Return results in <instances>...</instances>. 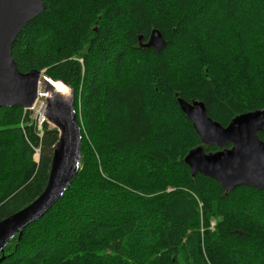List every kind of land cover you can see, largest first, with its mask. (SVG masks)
I'll list each match as a JSON object with an SVG mask.
<instances>
[{"label": "trees", "instance_id": "16d2710c", "mask_svg": "<svg viewBox=\"0 0 264 264\" xmlns=\"http://www.w3.org/2000/svg\"><path fill=\"white\" fill-rule=\"evenodd\" d=\"M43 4L11 56L73 89L81 169L0 264H264V191L192 177L189 151L219 149L177 102L203 103L223 127L264 108V0ZM152 30L158 52L139 47ZM58 137L48 122L39 136L28 110L0 108V222L43 192Z\"/></svg>", "mask_w": 264, "mask_h": 264}, {"label": "water", "instance_id": "95a60500", "mask_svg": "<svg viewBox=\"0 0 264 264\" xmlns=\"http://www.w3.org/2000/svg\"><path fill=\"white\" fill-rule=\"evenodd\" d=\"M43 12V0H0V108L29 109L38 97L44 98L46 119L59 133L43 192L31 204L0 222V253L14 236L20 238L23 229L38 221L62 198L81 169V130L73 108V89L42 72H19L11 56V45L17 35ZM138 40L142 49L158 52L164 46L158 30H152L146 42ZM40 83L44 85L43 92H38ZM177 102L201 144L219 149L207 153L200 146L189 151L184 163L192 177L203 175L227 191L241 186L264 191V142L258 138V133H264V108L241 114L223 127L208 117L203 103L180 98Z\"/></svg>", "mask_w": 264, "mask_h": 264}, {"label": "built area", "instance_id": "2783aa9c", "mask_svg": "<svg viewBox=\"0 0 264 264\" xmlns=\"http://www.w3.org/2000/svg\"><path fill=\"white\" fill-rule=\"evenodd\" d=\"M46 108V102H44V99L41 97H38L37 100L34 102L33 107L31 109H23L24 111H34V114L32 115V119L34 120L36 124V128L39 132V136L42 134V125L47 121L46 116L44 114ZM38 158V149L35 150ZM37 161V160H36ZM214 226V222H211V228Z\"/></svg>", "mask_w": 264, "mask_h": 264}, {"label": "rangeland", "instance_id": "374dc122", "mask_svg": "<svg viewBox=\"0 0 264 264\" xmlns=\"http://www.w3.org/2000/svg\"><path fill=\"white\" fill-rule=\"evenodd\" d=\"M39 72H42V74H44V75H46L45 74V70H41V71H39ZM47 76V75H46ZM43 87H44V85H43V83H40L39 84V87H38V92H43ZM44 99V98H43ZM44 102H46L45 101V99H44ZM33 107V106H32ZM32 107H30L29 109H31ZM34 114V111H28V120H29V124L31 123V121L33 120L32 119V115ZM50 126H52L51 124H49ZM53 127V126H52ZM35 159L37 160L38 158H37V155L35 156Z\"/></svg>", "mask_w": 264, "mask_h": 264}, {"label": "bare ground", "instance_id": "6f19581e", "mask_svg": "<svg viewBox=\"0 0 264 264\" xmlns=\"http://www.w3.org/2000/svg\"><path fill=\"white\" fill-rule=\"evenodd\" d=\"M80 130H81V129H80ZM259 139H260V138H259ZM66 190H67V189H66ZM66 190H65V191H66ZM62 197H63V196H62Z\"/></svg>", "mask_w": 264, "mask_h": 264}]
</instances>
